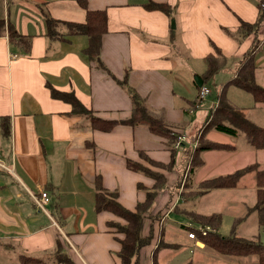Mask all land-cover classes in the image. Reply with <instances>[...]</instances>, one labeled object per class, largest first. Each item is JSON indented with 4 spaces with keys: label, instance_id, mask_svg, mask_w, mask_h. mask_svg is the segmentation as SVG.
<instances>
[{
    "label": "crops",
    "instance_id": "1",
    "mask_svg": "<svg viewBox=\"0 0 264 264\" xmlns=\"http://www.w3.org/2000/svg\"><path fill=\"white\" fill-rule=\"evenodd\" d=\"M146 1L0 0V264H117L119 245L105 227L111 214L94 210L96 176L104 189H118L123 206L133 208L144 197L137 185L151 188L154 180L129 170L126 159L143 163L140 151L161 163L171 158L167 146L147 127L119 123L108 131L95 129L88 118L71 112L67 100L52 97L49 87L71 92L103 119L128 118L136 93L155 116L162 115L189 141L194 131L190 130L196 127L194 133L202 130L208 141L231 146L199 152L200 162L183 185L176 179L187 163L184 151L191 144L176 149L173 170L162 171L167 177L165 186L143 219L142 235L151 226L154 237L131 264H258L256 255H224L188 238L187 227L196 224L188 213L218 212L222 221L229 212L232 224L255 202L254 169L242 172L229 188L206 189L202 181L253 164L264 170V149L250 146L242 132L231 135L204 128L217 97L208 100L209 91L200 99L212 106L205 111L199 99L193 103L199 89L193 78L191 84L188 80L205 70L203 57L208 53L226 57L214 77L232 76L254 46L256 80L264 86V15L256 35L235 34L241 21L258 18L261 0H152L168 4L170 15L146 9ZM103 9L107 31L99 58L89 61L83 51L87 36L69 35L64 23H82L86 10ZM48 19L58 21L54 32L59 38L48 35ZM9 28L30 37L28 50L9 42ZM202 66L204 70L198 71ZM230 87L229 100L254 124L264 127V104L245 96L246 102L237 105L228 95ZM198 112L199 125L193 115ZM4 118L9 124L7 135L1 127ZM41 190L49 197L51 213L42 211L46 216L34 211L31 197ZM205 196H213L220 207L216 209L214 203L196 207ZM67 218L74 219L68 222ZM49 227L57 232H45ZM180 230H186V237ZM171 233L177 236L175 242ZM237 233L257 237L264 245V225H258L255 211L237 226ZM159 241L170 246L158 248L154 257ZM23 256L38 262L23 263Z\"/></svg>",
    "mask_w": 264,
    "mask_h": 264
},
{
    "label": "trees",
    "instance_id": "2",
    "mask_svg": "<svg viewBox=\"0 0 264 264\" xmlns=\"http://www.w3.org/2000/svg\"><path fill=\"white\" fill-rule=\"evenodd\" d=\"M259 5V4H258ZM144 7L148 10H161L162 12L170 15L172 8L166 3H158L152 0H147L144 3ZM264 15V8H260L259 16L254 22L241 21L237 32L238 37H244L249 34L256 35L257 30L261 24V20ZM82 23H69L65 24L68 34H83L87 36V46L83 48L84 53L88 57L89 61L96 62L99 58V52L102 45V36L107 31V14L103 10H86L85 20ZM58 23L57 20H47V26L49 36L59 38V34L54 32V26ZM51 33V34H50ZM55 33V34H54ZM8 39L10 43L20 45L24 51L29 49L30 37L17 33L14 29L9 28ZM256 46V42L254 43ZM254 46L245 53L239 66L236 68L234 74L230 76L220 86L217 93L216 104L213 109L210 110V115L207 116L208 122L204 128H214L218 131L235 135L238 132L244 134L247 143L257 149H264V127L254 124L249 120L235 104H233L228 96L227 89L229 86H235L247 93H249L253 99V102L264 104V86L259 84L256 80L255 70L256 65L254 61ZM217 51V50H216ZM205 63V70L202 74L198 75L202 80L201 86H206L215 74L223 68L226 63V57L221 53L214 55L208 53L203 57ZM50 88L51 96L54 98L67 100L72 106L71 112L78 115H83L88 118L90 125L102 131H108L119 123L130 124L132 126H145L153 134L157 135L160 140L163 141L165 146L170 150L171 158L168 163H161L149 158L144 152L140 151L139 156L142 161H133L126 159V165L129 170H133L143 175L150 177L154 180L151 188L144 187L138 184L137 187L144 191V197L142 200L137 201L133 208H127L123 206L118 200V192L108 191L104 189L101 178L96 176L94 181V210L97 213L107 212L111 214V219L105 221V227L108 232L113 234L114 239L118 242L119 249L117 251L118 263L117 264H131L136 260L140 248L147 245L153 237V229L150 226L147 235L143 236L141 228L145 214L150 211L151 206L155 200L158 190L165 186L166 175L162 171L169 172L173 170L175 165L176 148L174 143L177 137L183 133L176 129H173L172 125L168 123L162 115L153 114L150 111L149 106L145 101L136 93L132 94L133 104L131 112L128 118L123 119H103L92 114L90 110L84 107L77 98L70 92L65 93L54 88ZM200 90V86H198ZM199 93V92H198ZM201 99L199 94L193 103L196 104V100ZM2 132L4 135L9 133L8 121L4 118L1 122ZM196 141V145L187 148L184 152L188 155L186 165L189 166L188 171H193L197 164L200 162L198 157L199 152L207 149H227L231 146L227 143H216L208 141L204 136L192 137L188 142ZM162 169V170H161ZM254 169L256 172V194L255 202L252 206L248 207L242 216H238L233 219L230 229L226 235H222L217 232L221 225V214H200L190 212L194 215H189L197 225L209 226L214 228L215 231H208L205 235H201L199 230L194 227L195 238L201 240L205 246L213 249L214 251L231 256H247L256 255L258 258V264H264V245L257 237H245L240 236L237 233V226L247 217V214L251 211L257 213L258 225H264V170L259 169L258 165L253 164L246 166L245 168L235 170L224 175H219L211 179H207L201 182V186L206 189L214 188H229L235 186L242 172ZM181 175L176 179L179 184L181 181ZM188 177V174H187ZM185 179V182L187 180ZM192 217V218H191ZM154 219V218H153ZM170 246V244L160 241L157 243L153 256H156L158 248ZM23 263L35 262L38 260L32 256H23Z\"/></svg>",
    "mask_w": 264,
    "mask_h": 264
},
{
    "label": "rangeland",
    "instance_id": "3",
    "mask_svg": "<svg viewBox=\"0 0 264 264\" xmlns=\"http://www.w3.org/2000/svg\"><path fill=\"white\" fill-rule=\"evenodd\" d=\"M202 69L204 70V66H202V68L200 67L199 68V70L198 71H202ZM195 75H193V76H191V78H189V83L191 84V79L194 77ZM219 76V77H218ZM217 77H213V79H211L210 81H208V83L206 84V86H207V88H208V90L210 91V93L208 94V100H209V98H210V100L212 99V101H215V97H216V94H217V92H218V87L220 86V83H222V82H224L225 80H227L228 79V77L229 76H224V75H218ZM224 77H226V78H224ZM222 79V80H221ZM230 88H233V89H229V91H228V95H229V97L232 99V101L233 102H235L237 105H242L241 103H245L246 102V99H245V96H246V98H248V100H250L251 102H252V98H251V96H250V94L249 93H247V92H245V91H243V90H241V89H239V88H237V87H234V86H231ZM232 90H235V91H233L232 92ZM200 108H202V109H204L205 111H207L210 107H212V106H209V102H206L205 104L203 103L202 104V100H200ZM185 105L187 106L186 108H188L189 107V104H187V103H185ZM200 108H198V109H194V110H199ZM187 114V113H186ZM199 114H201L200 112H198V114L197 113H194L193 115L197 118V121H198V124L197 125H199V121H200V119H201V116L199 115ZM188 116V115H187ZM261 123H262V121H261ZM262 125H264L263 123H262ZM194 130V131H193ZM196 130H197V128L195 127V128H193V129H191L190 131H193V132H191V133H193V137L195 136V137H201V136H203V131L202 130H199V132H198V134L197 133H194V132H196ZM218 134H220L219 132H217ZM221 134H224V133H221ZM192 138V137H191ZM176 165H180V167H179V169H181L182 168V165H181V162H179L178 161V163L176 164ZM187 170V165H185L184 166V168H183V171H182V174H184L185 172H187L186 171ZM187 173H189V172H187ZM187 177V176H186ZM181 179H182V175H181ZM186 179V178H185ZM185 182V181H184ZM118 190V189H117ZM201 203H214L215 205H216V209L218 208V207H220L218 204H217V201L215 200L214 201V197L213 196H205L204 198H201V199H199V201L197 202V206L196 207H202L203 205L201 204ZM201 204V205H200ZM206 204H205V206H206ZM233 203H231V204H228L226 207H230L231 205H232ZM46 211H48L49 213H51L50 212V210H49V208L47 207V205H46ZM213 209V208H212ZM36 213L38 212L39 214H42V215H44V216H46L45 215V213L44 212H42L41 210H39V209H37L36 208V210H34ZM229 212H226V213H224V215L222 216V221H221V225L219 226L220 228H219V233L220 234H222V235H226L227 233H228V231H229V229H230V224H231V218H230V213L228 214ZM190 215H194V214H192V213H189ZM53 215V218L52 219H54L55 221H57V223H58V225H61L62 226V223L60 222V224H59V221H58V218L56 217V216H54V214H52ZM192 218V217H191ZM68 219V222L69 221H71L72 219H74V218H67ZM87 219H89V218H87ZM86 219V220H87ZM93 219V218H92ZM184 219V221H185V223L187 224L188 223V219L187 218H183ZM191 221H193L192 219H191ZM167 222H169L170 223V220H168ZM169 223H167V225L169 224ZM192 223V222H191ZM192 226H194V227H196L197 229L200 227V228H202V227H204V226H200V225H196V224H194V223H192L191 224ZM194 227H187L188 228V230H187V232L189 231V232H193L192 231V228H194ZM190 228V229H189ZM211 228V227H210ZM64 229V228H63ZM55 231V232H57V230L54 228V227H49V229H45L44 231L45 232H49V234L51 235L52 234V231ZM208 231H215V229L214 228H211L210 230H207V232ZM180 232V234H183L185 237H186V230L185 231H183V230H180L179 231ZM194 233V232H193ZM195 236V235H194ZM153 237H154V234H153ZM153 237H152V239H153ZM170 237V239H172V241H174L175 242V238L177 237V236H175V233H171V235L169 236ZM195 238V237H194ZM194 238H192V239H194ZM201 241V240H199V239H196V241ZM184 249V248H183ZM184 251H187V249H184Z\"/></svg>",
    "mask_w": 264,
    "mask_h": 264
},
{
    "label": "built area",
    "instance_id": "4",
    "mask_svg": "<svg viewBox=\"0 0 264 264\" xmlns=\"http://www.w3.org/2000/svg\"><path fill=\"white\" fill-rule=\"evenodd\" d=\"M259 7L260 8H264V0H261L259 1ZM209 92L207 86H200V90H199V97H203L205 96L207 93ZM188 142V138L185 134H181L177 137L175 143H174V148L180 150V148H182L184 146L185 143ZM191 146H195L196 145V141H193V142H190ZM0 165H2V163L0 162ZM189 166L187 165V170H188ZM186 170V171H187ZM187 172H185L184 174H182V179H181V185H183L184 181H185V178L187 176ZM182 188V187H180ZM32 197V200H33V203H34V206L41 210V211H45L46 209V205L49 201V197L47 195V193L43 190L39 191V194H33L31 195ZM176 202V200H173L172 202V205H174ZM211 228L209 226H205V227H202V228H198L199 232L201 235H205L207 230H210ZM188 238H194V233L193 232H189L188 231Z\"/></svg>",
    "mask_w": 264,
    "mask_h": 264
},
{
    "label": "water",
    "instance_id": "5",
    "mask_svg": "<svg viewBox=\"0 0 264 264\" xmlns=\"http://www.w3.org/2000/svg\"><path fill=\"white\" fill-rule=\"evenodd\" d=\"M171 23H172L171 25L173 27V22H171ZM193 79H194L196 85H198V86L202 85V80L199 78V76L197 74L193 77Z\"/></svg>",
    "mask_w": 264,
    "mask_h": 264
}]
</instances>
